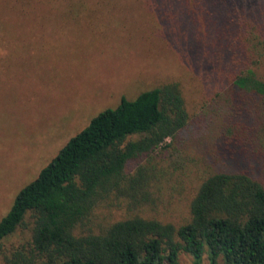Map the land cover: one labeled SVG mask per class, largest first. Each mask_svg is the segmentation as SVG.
<instances>
[{
    "label": "trees",
    "instance_id": "16d2710c",
    "mask_svg": "<svg viewBox=\"0 0 264 264\" xmlns=\"http://www.w3.org/2000/svg\"><path fill=\"white\" fill-rule=\"evenodd\" d=\"M183 1L146 5L161 12ZM220 21L214 61L225 59L233 77L226 107L199 116L215 135L212 164L198 174L187 216L173 224L141 215L166 177L154 153L182 144L192 124L170 83L100 112L19 191L0 221V249L19 230L26 235L1 252V264H180L182 253L193 264L205 254L208 264H264V3L250 21ZM99 211L119 214L95 223Z\"/></svg>",
    "mask_w": 264,
    "mask_h": 264
},
{
    "label": "rangeland",
    "instance_id": "374dc122",
    "mask_svg": "<svg viewBox=\"0 0 264 264\" xmlns=\"http://www.w3.org/2000/svg\"><path fill=\"white\" fill-rule=\"evenodd\" d=\"M146 1L0 0V221L19 191L100 112L170 83L192 124L178 148L168 140L169 148L154 153L166 177L141 215L173 224L187 216L198 174L212 164L215 135L199 116L226 107L233 77L228 62L220 64L225 59L214 61L222 59L220 19L250 21L264 0H184L161 12ZM118 214L99 211L94 222ZM25 235L19 230L3 242L0 264L1 252ZM179 262L193 264L184 253ZM201 264H208L206 254Z\"/></svg>",
    "mask_w": 264,
    "mask_h": 264
}]
</instances>
